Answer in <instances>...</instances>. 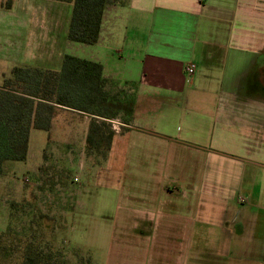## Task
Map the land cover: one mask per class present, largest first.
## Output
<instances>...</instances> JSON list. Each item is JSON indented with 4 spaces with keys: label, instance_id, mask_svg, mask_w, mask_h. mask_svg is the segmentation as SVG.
I'll use <instances>...</instances> for the list:
<instances>
[{
    "label": "crops",
    "instance_id": "obj_1",
    "mask_svg": "<svg viewBox=\"0 0 264 264\" xmlns=\"http://www.w3.org/2000/svg\"><path fill=\"white\" fill-rule=\"evenodd\" d=\"M77 45L101 64L105 92L129 89L133 102L107 157L162 177L147 193L163 203L130 207L133 240L179 264H264V0H111L97 43Z\"/></svg>",
    "mask_w": 264,
    "mask_h": 264
},
{
    "label": "rangeland",
    "instance_id": "obj_2",
    "mask_svg": "<svg viewBox=\"0 0 264 264\" xmlns=\"http://www.w3.org/2000/svg\"><path fill=\"white\" fill-rule=\"evenodd\" d=\"M71 9L70 4L52 0H0V85L13 67L54 70L65 54L84 56L83 49L65 37ZM187 86L193 88L191 83ZM119 92L108 94L126 99V92ZM84 117L67 109L59 111L49 132L31 130L24 162L4 164L0 233L6 239L20 235L30 242L46 233L40 247L51 264H179L175 255L163 258L151 247L160 243L133 240L131 235L130 207L163 203V195L147 193L162 178L159 168L136 160L119 169L118 156L107 157L108 142L103 135L126 129L119 126L113 131L108 124L115 118L125 124L122 114L98 119L105 125L94 134L89 131L91 118ZM176 127L181 130L183 124ZM89 134L91 146L86 141ZM127 149L131 154L132 149ZM113 165L118 168L113 169ZM118 170L123 171L118 174ZM201 237L204 241L192 243L204 248L210 244V235L203 233ZM250 244L252 249L254 243ZM230 249L235 253L239 246ZM208 261L205 255L183 262Z\"/></svg>",
    "mask_w": 264,
    "mask_h": 264
},
{
    "label": "trees",
    "instance_id": "obj_3",
    "mask_svg": "<svg viewBox=\"0 0 264 264\" xmlns=\"http://www.w3.org/2000/svg\"><path fill=\"white\" fill-rule=\"evenodd\" d=\"M52 1L72 5L67 41L89 46L97 43L102 14L111 0ZM115 1L121 5L127 2ZM105 83L101 64L70 54L62 57L59 70L13 67L0 85V175L5 163L27 159L31 130L49 132L61 110L88 115L93 134L105 125L98 119L122 114L127 122L133 113L132 100L110 96L103 89ZM112 136L111 132L103 135L108 149ZM86 141L91 146L90 134ZM45 235L30 242L20 235L6 239L0 233V264H51L40 247ZM55 241L53 237L51 242Z\"/></svg>",
    "mask_w": 264,
    "mask_h": 264
},
{
    "label": "built area",
    "instance_id": "obj_4",
    "mask_svg": "<svg viewBox=\"0 0 264 264\" xmlns=\"http://www.w3.org/2000/svg\"><path fill=\"white\" fill-rule=\"evenodd\" d=\"M195 69H196V66L194 64H189L187 67H186V74L191 76L194 74L195 72ZM126 92L129 91V89H125ZM108 124H111V130L113 131H117L118 127L119 126H124L125 127V124H123L118 118H115L113 120H109L108 121Z\"/></svg>",
    "mask_w": 264,
    "mask_h": 264
}]
</instances>
